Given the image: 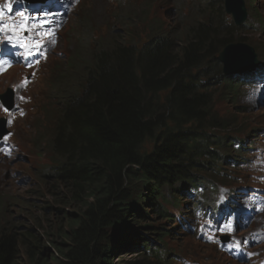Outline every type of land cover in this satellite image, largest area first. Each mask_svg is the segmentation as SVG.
Instances as JSON below:
<instances>
[{"label":"trees","instance_id":"obj_1","mask_svg":"<svg viewBox=\"0 0 264 264\" xmlns=\"http://www.w3.org/2000/svg\"><path fill=\"white\" fill-rule=\"evenodd\" d=\"M224 7V0H204V6L197 8L201 16L183 28L168 29L157 24L154 40L142 52L134 44L121 42L125 38L118 33V39L95 53L86 51L73 59L66 73L68 80L62 86V105L54 108L58 119L45 130L49 150L56 157L54 176L43 182L52 203L43 204V208L31 203L29 210L48 216L54 211H67L65 215L57 214L63 229L56 226L59 235L56 230L35 235L28 226L22 231L17 220L10 221L3 212L0 201V264H23L20 255L26 264H116L112 256L122 251L118 249H127L133 240L142 242L151 237L166 244L163 235L169 230L164 234L156 231L158 227H168L163 224L165 218L172 221L166 216L168 209L154 211L152 191L173 190L174 179L184 165L183 157L192 156L201 167V177L192 175L189 179L199 181L189 187V196L204 192L214 183L209 176L212 170L229 164H224L206 145L212 140L200 137L199 141H191L193 136H184L204 127L215 113L220 114L213 109L216 93H198L186 84L193 80L192 69H199L209 78L210 71H216L214 56L222 52L223 46L232 41L246 45L244 39L249 41L245 38L247 30L242 32L244 37L237 33L241 28L224 25ZM154 8H147L148 13L152 14ZM126 15L124 22L129 28L147 22V17L141 20L134 9L126 11ZM200 63L207 67L197 68ZM225 119L229 121L227 128L236 129L231 118ZM215 127L222 133L218 125ZM179 138L184 139V145ZM147 144L151 147L149 152L145 150ZM178 180H184L181 174ZM157 181L161 185H149L144 201L147 207L137 215L144 219L133 226L135 208L143 198L146 183ZM200 182L204 185L198 189ZM173 198L176 206L184 204L179 197ZM67 201L80 205L79 214L71 211ZM43 221V217L38 220ZM138 226L143 230H138ZM41 227L45 228L42 224ZM153 232L158 233V238ZM177 234L175 230L170 235ZM177 240L174 246L179 248L176 253L171 251L173 257L181 253V242ZM120 262L146 264L143 258Z\"/></svg>","mask_w":264,"mask_h":264},{"label":"bare ground","instance_id":"obj_2","mask_svg":"<svg viewBox=\"0 0 264 264\" xmlns=\"http://www.w3.org/2000/svg\"><path fill=\"white\" fill-rule=\"evenodd\" d=\"M92 3H97V2H92ZM175 5H176V3H175ZM259 5H260V2H259ZM110 6H113L114 9H116V8L121 9V7L116 5L115 2L113 4H111ZM235 7H236V4H235ZM249 8H251V7H249ZM243 9H244V7L241 6V10H243ZM241 10H238V11H241ZM45 12H49V11H45ZM249 13H250V11H249ZM253 13L254 14L260 13L258 11L257 7L255 8V12L253 11ZM42 16H43V13H42ZM242 22H243V26L248 24V21H242ZM236 26L240 28L239 25H236ZM257 28L258 29L262 28V32L264 34V24L263 25L259 24V26ZM42 29H44V28H42ZM47 29L48 28H45V30H47ZM45 30H43L44 34H45ZM248 30H249V28L247 29V33H248ZM248 40H249V38H248ZM17 41H19V40H17ZM36 41H39L40 43L42 42L40 40L39 36L36 37ZM234 45H235V47L242 45L243 47L248 48L247 45L241 44V43H234ZM223 50H222V52H224ZM43 51H44V48L41 49V54L29 55L28 60L30 61V63L33 62L36 55L39 58L44 56ZM19 54H21V53H19ZM242 55L243 56H250L252 58V62L254 63V65L257 69L258 75H264V46L263 47L261 46L260 50L257 51V54L254 57H252L251 55L246 53V51L242 52ZM38 61H39V59L37 58V62ZM50 63L52 64V68H51L50 72L47 74H44L43 72L45 71V67L48 66ZM246 63L248 64L247 61L242 60L239 65L242 67H245ZM39 64H40L39 66L37 64L32 66V69L37 70L38 74H41L42 79H44L46 77H50V75H52V70L54 69V66H55V60L52 58L51 54L47 53L46 58L44 60L40 61ZM250 71H251V68H250ZM256 77L257 76L255 74L243 73L238 78L242 79V81H245L246 79H253ZM242 81L240 82V84L243 83ZM263 81H264L263 79L262 80L255 79L254 82H252V83H254L255 86L260 85V86L264 87ZM245 83H248V85H249L248 81H246ZM22 85H19V83H17L15 80L7 81V83L4 87L3 93L0 97V102L3 104V103H5V101H7L8 104L6 105V107L12 111V113L9 114V116L7 117V120L4 119L3 123H0V180L4 181L6 179V177L9 176L10 171L12 169L13 157L21 149L25 154H27L29 156V160H30L28 162H23L20 164L22 166L21 171H20L21 175L23 177L31 178L32 184H33V189L28 190L27 193L30 195H36L37 197H39V199L32 197V196H26L25 194L20 193V192L17 193L18 192L17 190L16 191H14V190L9 191L6 189L7 190L6 191V190H4V188L0 189V190H3L0 193L10 194V196L12 197L8 201L3 202L2 210L5 214L7 213V211H11L12 207L16 208V210H26L29 214V212H30L29 210L32 207L30 205L31 203L34 204V206H35V204H37V207L39 206L40 208H43L42 205L45 204L44 202L52 203L50 196L46 193L47 190H44L46 188V183H43V182L46 181V179H50V177L54 176L55 171L52 169V166L56 162L55 161L56 157L54 155H52L50 150H49V144L47 143V141L49 139L46 138L45 132L39 133V131H37V130L33 131L34 133H36V134H34V133L33 134L36 135V137L38 138V141H36L32 137V134H31L32 129L31 128L32 127L35 128L36 125L33 123V121H30L26 118L27 113H25L23 111V107H27L28 105L33 103L32 98H34L33 94H34L36 86L32 87V89L30 90L29 93L15 95V91H14L15 89H13V88H16L17 90H19V89L24 87V83ZM0 88H1V82H0ZM263 92L264 91L258 93L256 96H261V94H263ZM260 101L264 104V102L261 99H260ZM231 105L232 106L239 105V107L243 108L244 110L247 109L249 111V114H250V110H252V109H262L263 108V107H261L259 102L250 103L249 104L250 106L248 104L245 105L242 103L241 104L233 103ZM20 109L23 111L22 113H20ZM30 109L31 108L26 109V111H28ZM41 109L43 111L42 112L40 111V114H38L37 117H39L42 114L41 117H44V118L37 120V122H43L44 123V124H41V127L45 131L47 127H53V124L58 119V117L56 116L53 107L43 106ZM7 115L8 114H0V118L3 119ZM220 115L224 118L230 119L228 116H223L221 113H220ZM55 116H56V118H55ZM34 122L36 124H38L36 121H34ZM243 128H245V127H243ZM245 142H246L245 139L240 140L239 145L235 144L236 148H240L242 146L244 147ZM255 142H258V141H255ZM237 156H238V158H242L241 155H237ZM26 167H29V168L26 169ZM227 167H229L228 164H227ZM219 170L226 172V174H224V176L228 175V170L226 169V166L223 167V169L220 168ZM210 179H211V176H210ZM262 182H263V186L262 187L260 186L261 192H262L261 198L264 199V190H263L264 189V181H262ZM4 185L6 186L5 183H4ZM165 185H168V184H165ZM220 185L222 187H224V185L222 183ZM41 186H44L45 188H43ZM1 187H4V186L1 184ZM39 187H41V188H39ZM210 187H212L214 189V191L218 190L215 183L211 184ZM39 189H43V190H39ZM39 191H42V192L39 193ZM203 193L204 192H200L198 194L196 193L195 195H200V194L203 195ZM193 194L194 193H191L190 196H192ZM235 194L236 193L234 192V196H235ZM246 194H248V192ZM234 196H233V198H234ZM237 196L239 197L240 194L239 195L237 194L235 196L236 205H237V207H239L240 200L244 196L242 198H239V199L236 198ZM188 198H190V197H188ZM235 200L232 201V205L234 204ZM249 202L252 203L250 208L245 209L244 206L240 205L242 211L240 209H237V210L240 211L241 214L237 215V214H235V211H234L233 214L231 215L230 220L237 219V216L239 217L237 219V226L240 225V223L242 225L246 221H248L251 218L253 212L255 211V205L258 203V200L251 198L249 200ZM175 208L179 213L178 214H174V213L169 214V217H170L172 222L166 223L164 221L163 224L177 228L176 230H178V234L175 236L170 235V234L174 233L175 229L172 230L171 228H168V230L170 231L169 235L174 236V238H176V240L179 239L180 242H181L183 232H185L186 236H190V234H192L194 243H193V241H191L188 244L187 251H188L189 247H191L192 245H193V251L192 252L189 251L190 254L188 255V260L190 262L191 258H193L194 261L196 262L194 264H201L202 263L200 260V258H202L201 255L204 257H208V256H211L213 254V252L211 251L212 248H210V247H213L212 246L213 242L211 241V235H210L208 230H202L199 233L200 225L203 223L204 218H207V217H213L210 220V221H212V223H214V222L219 223L220 220H219V217L217 215L220 212H216V214L213 213V215L209 214L208 212H201L203 217L198 218L197 215H194V217L191 218L192 225L191 224L187 225L186 224V222L188 221L187 214L189 212V209H187V203L184 202V204L179 205V206H175ZM171 210L172 209H168V212ZM32 212L37 213L36 210H32ZM40 212H42L41 209H40ZM236 213H237V211H236ZM24 214L25 213L22 212L20 219L25 222V224L28 226V228H30V223H31L30 217H28L27 213H26V215H24ZM19 215H20V213H19ZM180 216L182 217V219L184 218L182 223H183V225H186V229L180 227V224L177 222V220ZM8 218L10 221H13V222L17 220V219H13L11 216ZM173 219H175V223H173ZM222 222H224V221H222ZM212 223H210V224H212ZM222 224H223L222 228H225L226 231L229 232V234H232L231 230H234L236 233H239V232H248L249 233V232H251V228L253 227V225L251 224V225L246 226V229L244 231H241L240 227H234V229H232L228 226V224L227 225L225 223H222ZM205 236L208 238L207 240L203 239V238H205ZM32 237H33V235H32ZM181 245H182V242H181ZM184 249L186 250V246H184ZM179 250H181V253L179 255H177L176 257H173V259L179 258L178 261L181 260L180 264H183L184 263L183 259L186 258V256H184L185 253L183 252V248L182 249L180 248ZM199 250H201V251H199ZM22 261H24L23 264H26V260L24 259V257H23ZM178 261H177V264H179ZM189 264H193V263L190 262Z\"/></svg>","mask_w":264,"mask_h":264},{"label":"rangeland","instance_id":"obj_3","mask_svg":"<svg viewBox=\"0 0 264 264\" xmlns=\"http://www.w3.org/2000/svg\"><path fill=\"white\" fill-rule=\"evenodd\" d=\"M105 0H96V1H93V2H97V3H89L88 5L91 6L93 5V7L90 9L89 6H86L85 7V12L86 11H89L93 14V18L96 19V17L94 16V13L98 12V14L100 15V17L103 19L104 23L109 19L107 16H105L100 8V5H105L104 3ZM168 0H166L165 3H167ZM143 1L142 0H139L138 2L135 1L133 2L134 6H136L138 3H139V7H135V8H132L134 9L137 14L139 15V18H141L142 20L144 18L147 17V22L146 23H149L148 26L146 28H144L145 24H142L140 25L141 27H135V28H129V27H123L121 25H119L118 23L114 22V24L111 26L107 25L110 29H105V31L108 33L107 35V39H108V43H110V40L111 42L115 41L116 39L119 38V34L118 33H122L121 36L122 38H125V39H121V42H124L126 43L127 45H137L138 47H140V45H138L137 41L138 39H144V38H147L149 36V33H150V30L151 28L154 26V22H155V19L156 20H159V19H162L164 20L165 17L168 18L170 17V19L173 17V14L171 15V7L173 5V3L175 4L177 2V0H169V3L171 2V4H169V8L168 10L166 11L165 10V4L163 6V4H161V6H155V8L152 10V12L154 11V14L156 15L154 17V15H152L151 13H148L147 11V8L151 7L152 5L148 6L146 8V10L144 9L146 6H144V4L142 3ZM83 8V7H82ZM81 8V9H82ZM258 8V11L259 12H263L264 13V1H260V5L257 7ZM143 9V12H145L144 16L140 13L141 10ZM95 10V11H94ZM118 14L121 12H123L121 15L124 16V20H126L127 18V15H126V10L123 9L124 11H122V8L121 9H115ZM81 11V10H80ZM165 13L163 15V12ZM155 18V19H154ZM169 19V20H170ZM111 24V23H110ZM135 30V31H133ZM135 33V35H134ZM132 36H135V38H133ZM251 38H254L256 41L258 40V38H255L254 35L250 36ZM260 41H263V44H262V47L264 46V37H262L260 39ZM71 44L73 46L77 45V40H73L71 42ZM246 49V48H245ZM246 51V50H245ZM243 51V52H245ZM247 53V51H246ZM67 58V57H65ZM52 68V64L50 63L48 66L45 67V71L43 72L44 74H47L50 72ZM39 88L36 86L35 87V91H34V94H33V97H35L37 95V93L39 92ZM212 101V100H211ZM215 101L217 102H213V109H215L216 111H218L219 113H221L223 116H228L229 118H233L235 117L239 122H243V123H248L247 120H246V116L245 115H240L239 114H236V110L234 109V107L236 106H232L230 103H228L225 99H222L221 97H217L215 98ZM41 103H45L47 104L48 102L45 100V101H41ZM244 104V103H242ZM239 106V105H238ZM37 113V116L38 114H40L38 111L36 112ZM264 114V109H252L250 110V114ZM27 114H33L32 113V109L28 110L27 111ZM42 115V114H41ZM41 115L39 117H41ZM220 115V114H219ZM239 116V118H238ZM37 117L36 121L39 120L40 118ZM26 118L28 119V116H26ZM34 119V116H30V121H32ZM36 124V123H35ZM32 131H31V134L32 136H34V133L33 131H35L36 129L34 127L31 128ZM34 133V134H33ZM36 139V138H35ZM146 151H148V149H146ZM145 155V152H142V155L141 156H144ZM30 161L29 160V156L27 154H25L21 149L17 152L16 155H14L13 157V160H12V169L10 171V174L9 176L6 177V179L4 181L0 180V189H3L4 190H14V191H18L17 193H23L25 194L26 196H32V197H35L37 199H39V197H37L36 195H30L28 194V190H32L33 189V184H32V180L31 178H27V177H23L20 173L21 171V163L23 162H28ZM29 167H26V169H28ZM30 179V180H29ZM43 182V181H42ZM4 183L6 184V186L4 185ZM1 184L4 186V187H1ZM45 186V185H44ZM44 186H41L43 188H45ZM6 190V191H7ZM39 190H43V189H39ZM44 190H48V189H44ZM3 191V190H0V192ZM59 192H62V191H59ZM49 194H51V192L49 191ZM10 198H12L10 196V194H5V193H0V201L1 202H5V201H8ZM44 202V201H43ZM46 203V202H44ZM66 203H68V207H70L71 211L76 215V214H79V210L80 208L78 206V204H74L72 202L69 203V201H67ZM49 204V203H48ZM78 205V206H77ZM54 206H57L54 205ZM74 208V209H73ZM22 212L25 213L24 215H26V213L28 214V212L26 210H16V209H11V211H7L6 215L8 217H12L13 219H17V225H19L20 227H22V231H24L27 227V225L20 219L21 215H22ZM67 211H57V212H53L52 214H43V215H38V213L36 212H29V216H30V228L32 230V232L34 231L35 235L36 234H40L42 231V233H45L47 231H50V230H56V232L58 233V235L60 234L58 231H57V228L56 226H61L60 224V220L57 216V214H66ZM20 213V215H19ZM49 213V212H47ZM44 218L45 221L43 222H38V220L40 218ZM135 219H138V216L135 217ZM134 221V220H132ZM65 222V221H63ZM137 222H139V219L137 220ZM133 223V226L135 224V222H132ZM41 224L45 226V228L41 227ZM50 226H54V227H50ZM132 226V228H133ZM62 227V226H61ZM131 228V229H132ZM63 229V227H62ZM133 231V230H132ZM135 233H137L136 231H133ZM33 233V234H34ZM188 239V240H187ZM187 240V241H186ZM181 242H182V245H181V248L184 249V246H186V252H187V255L185 254L184 256H188L190 252L193 251V245L191 247H189L188 251H187V246L188 244L191 242V240L187 237V236H183L181 238ZM176 245V244H175ZM175 247V246H174ZM176 249L179 248V246L177 245V247H175ZM132 251V250H131ZM131 251H126V250H122L121 252H118V254H115L112 256V258H114V262L117 263V264H122V262L120 261H124V263H128L129 261H132V260H136L138 257L136 255H134V253H130ZM114 253H117L114 251ZM215 257L213 258L215 260L214 264H222L223 260H224V257H222L219 253H214ZM60 257V255L58 256ZM202 258H200L201 260V264H213L209 261V258L211 257H204L201 255ZM20 259L23 260V255H20ZM192 259V258H191ZM185 264V263H183Z\"/></svg>","mask_w":264,"mask_h":264},{"label":"snow or ice","instance_id":"obj_4","mask_svg":"<svg viewBox=\"0 0 264 264\" xmlns=\"http://www.w3.org/2000/svg\"><path fill=\"white\" fill-rule=\"evenodd\" d=\"M5 8L7 9L8 12H12L13 5L11 3H8L5 6L0 7V32H8L10 34L7 37V42H11L14 36L20 37L22 35H26L29 32H34L37 28H49L50 34L55 35V33L52 32V30L50 29V25L52 24L53 21L49 19V16H54L55 13L45 12L43 13V19H37L36 24H32L30 23L31 16L21 11L18 13L20 20L17 23L15 20L12 21L8 20V16L6 15ZM52 42L55 43L54 40ZM19 46L27 47L23 42H20ZM42 48H43L42 43H40L39 41H35L33 47L27 48V51L29 55L41 54ZM26 83L27 80H25L24 85H26ZM0 108H3L5 112L10 111V109L4 106L3 104H0ZM235 246L240 247L241 242H237Z\"/></svg>","mask_w":264,"mask_h":264},{"label":"clouds","instance_id":"obj_5","mask_svg":"<svg viewBox=\"0 0 264 264\" xmlns=\"http://www.w3.org/2000/svg\"><path fill=\"white\" fill-rule=\"evenodd\" d=\"M225 191H227V189H223V188L221 189V192H225Z\"/></svg>","mask_w":264,"mask_h":264}]
</instances>
